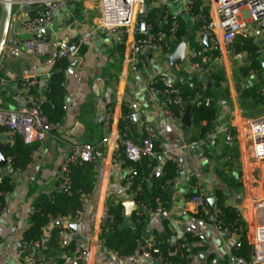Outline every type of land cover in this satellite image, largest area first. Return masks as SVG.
I'll return each instance as SVG.
<instances>
[{
  "label": "crops",
  "instance_id": "0c3cea01",
  "mask_svg": "<svg viewBox=\"0 0 264 264\" xmlns=\"http://www.w3.org/2000/svg\"><path fill=\"white\" fill-rule=\"evenodd\" d=\"M201 1L204 5L205 0ZM70 2L73 6L65 5L60 9L61 13H64L60 14V10L55 13L53 21L57 25L51 31V35L57 38L56 44L51 42L56 50L68 49L76 41L79 43L75 58L81 60L77 62L76 67L69 65L65 82V120L62 126L55 129V133L51 132L48 139L41 143L26 171L14 172L9 170L11 167L5 168L6 175L13 178L14 189L8 195L5 210L0 215V264H24L27 253L20 252L19 245L24 244L23 235L30 227L34 204L40 195L60 190L65 162L82 147L94 149L95 189L86 199L78 222L67 220L62 226L70 229L77 226L74 231L77 233V245L91 253L92 264H162L161 261L144 255L145 246L141 247L143 250L139 249L142 250L141 255L138 251L136 256L123 259L108 251L101 240L103 225L107 223V218H110L107 214L108 204H121L125 209V204L135 203L133 194L126 186V179L131 170L113 158V148L120 135L119 124L123 118V107L134 118L136 132L130 134L132 140L141 145L144 128H152L156 142L162 149L161 158L174 159L179 166V178L171 187V207L165 212H149L146 231L150 229L151 238L147 239L145 232V243H152L156 236L164 237L167 223L174 236L173 241L192 237V264H237L238 258L233 255V250L240 242L236 236L214 232L208 225L199 221L187 198L195 192L196 187H200L209 200L214 199L215 206L211 207L220 210L217 207L216 193L222 191L225 195L224 190L227 188L229 192H235L242 198V205L238 206L226 195L223 199L224 205L238 207L242 221L246 224L251 222L250 207L253 199L250 197L251 192L253 194L254 181L252 183L247 180L246 171L251 170L243 168L244 157L241 156L244 187L242 192L235 191L234 184L229 185L224 180L219 174V168L222 167L224 159L231 160L228 156L230 149L227 148L228 129L232 125L237 128L251 119H243L241 111L235 107L233 101L238 96L237 89L239 86L243 88V96L245 90L252 87L253 80L262 81L263 74L251 69L250 55L234 53L233 46L230 55L225 54L224 50H221L219 55L212 44L207 48L204 34L200 30L202 25L200 27L198 20L187 14L181 15L187 20L186 38L179 42L171 39L169 47L161 53L139 52L136 60L132 61L129 55L130 39L122 41L115 34L100 29L99 0ZM154 3L172 18L176 14L179 15L182 6L180 0H151L150 7H155ZM33 7L34 10L21 14H17L19 7L14 10L13 19L19 23V27L16 31L12 29L11 36H14L17 45L13 49L14 55H8L2 63L1 71V77L6 80V86L1 93L2 106L7 111L14 112L29 105V92L24 90L27 80L34 82L31 90L34 88L36 94L32 96L43 102L46 81L54 64L48 59L34 58L26 51L25 42L31 39V36L26 33L25 24L21 21L31 13H37L43 6ZM246 25L242 34L254 39L261 47L257 55L259 62L264 65V32L260 34L262 24L250 22ZM57 28L58 31H55ZM183 43L186 44L185 62L188 68L179 64L172 65L168 59ZM198 52L203 54V61L195 56ZM215 53L219 57L215 56ZM197 61H202L204 66L209 68L208 74L194 69ZM244 69H250L248 77L243 75ZM211 71L224 75L225 82L215 91L216 102H213L217 108V117L213 129L206 140L200 141L195 138L200 137L201 129L194 128L192 121L190 127H184L183 117L168 121L165 119L163 98L160 95H152L149 88L159 76H167L173 86L177 87L192 79L199 80L202 74L209 81ZM38 79L40 84L36 86ZM31 94L30 92V96ZM251 103V100H246L244 104ZM108 115H112L110 124L107 123ZM100 118L104 119L103 125L100 124ZM106 129L109 131L107 139L104 137ZM235 133V141L239 143L238 153L243 155L245 146L243 141L240 142L236 130ZM106 140L108 142L105 145ZM10 141L0 137L4 150ZM218 157L223 159L217 160ZM230 169L231 171L227 170L226 173L237 180L239 171L232 172V168ZM52 227L51 223L45 230L46 237Z\"/></svg>",
  "mask_w": 264,
  "mask_h": 264
},
{
  "label": "trees",
  "instance_id": "16d2710c",
  "mask_svg": "<svg viewBox=\"0 0 264 264\" xmlns=\"http://www.w3.org/2000/svg\"><path fill=\"white\" fill-rule=\"evenodd\" d=\"M151 2V1H149ZM148 2V13L145 17L147 23L151 24L154 29L160 23H164L165 30L168 31L171 27L172 19L165 18V10L158 8L154 3L150 7ZM201 0H196L192 15L199 22L201 27L202 21L197 18V13L202 5ZM166 19V20H165ZM166 21V22H165ZM179 32L175 38L178 42L187 37L186 19L179 17ZM171 39L167 40V45ZM260 46L254 39L245 34H239L233 44V50L236 54L246 53L252 57L251 69L263 74V79L254 87H249L243 93V104L246 100H251L255 104L264 103V65L259 62L257 52ZM216 54V53H215ZM216 54L215 56H217ZM70 62L68 59H57L54 61L51 72L46 81L45 97L42 102L41 110L47 122L52 126H62L66 115V88L67 72ZM250 69H244L243 75L248 77ZM209 82L212 87L208 88L205 84L200 83L197 79H192L188 82L179 84L177 91L183 101V108L180 109L177 105H172L171 110L175 118H179L180 113L185 114L186 108L191 107L192 126L201 129L199 138L195 140L204 141L211 133L217 117L216 106H210L211 101L216 100L215 91L222 87L225 82V77L221 73L212 72L209 77ZM159 87V86H158ZM31 95L36 94V90H31ZM227 92L225 91V94ZM202 95L203 103L197 106V96ZM216 102V101H215ZM129 111L123 107V118L119 124L120 134L123 140H130L131 133L136 132L134 123L130 120ZM203 124H205L203 126ZM137 144V143H135ZM41 143L25 144L18 137L12 145L5 147L4 154L6 158L11 159V168L14 172L26 171L33 161L34 154L39 150ZM121 160L123 164L128 166L133 171V185L129 188L133 194L136 208L131 213L129 218L126 217L123 205L108 204L107 214L111 219L110 224H104L102 228V244L104 247L117 255L119 258H132L136 256L140 247L145 246L153 258L160 257L164 264H192L189 254L186 253L181 246L184 244L182 240L176 239L173 241V234L169 231L167 223V231L164 237H155L156 246L147 247L145 243V232L148 226L149 212H165L171 207L172 203V185L179 178L178 163L172 159H162V149L160 145L154 142L153 153L151 156H144L139 162L133 163L125 159L124 148H121ZM73 155V154H72ZM71 155V156H72ZM226 155V151L225 154ZM70 156V157H71ZM69 157V158H70ZM218 157L217 160H222ZM63 177L68 181L69 190L62 189L63 179L60 182V190L48 194H42L38 197L34 204L33 213L30 215V227L23 235V242L28 246H33L34 243L40 245L37 251L38 263L53 262L54 264H63L64 258L70 256L77 249V241L73 240L63 245L59 238V233L62 230V224L74 218L80 210H83L86 199L94 192L96 173L94 163H82L78 158L73 162L67 163ZM159 172L160 176L152 180L154 173ZM219 174L230 185L234 184L235 191L242 192V174L239 172V177L235 180L234 176L226 173L225 169L219 168ZM129 176V175H128ZM152 182V191H148L147 183ZM236 181V182H235ZM171 183V184H170ZM14 189L13 178L5 175L3 184L0 185V215L5 210L7 197ZM218 198L217 207L222 210V222L225 228H238L245 226V223L240 219L239 214L232 207L224 205L222 191H217ZM192 195H189V199ZM53 225L50 234L46 237L45 230L49 225ZM60 223V224H58ZM187 243L192 245V237L187 236ZM173 241V243H172ZM240 245L234 246L233 255L236 258H242L246 261L251 260L252 247L248 244L247 238L243 237ZM171 246H175V251L171 252ZM192 247V246H191ZM157 249L158 253L154 250ZM194 253V249L191 250ZM28 255V253H27ZM74 264V263H73Z\"/></svg>",
  "mask_w": 264,
  "mask_h": 264
},
{
  "label": "built area",
  "instance_id": "2783aa9c",
  "mask_svg": "<svg viewBox=\"0 0 264 264\" xmlns=\"http://www.w3.org/2000/svg\"><path fill=\"white\" fill-rule=\"evenodd\" d=\"M21 1L27 6L42 5L44 9L38 18L25 24L26 33L29 34L35 33L37 30L51 24L55 13L72 0ZM99 1L101 12L100 29L110 34H115L122 41L130 39L129 55L132 58L131 60L135 61L139 52L161 53L167 49L169 47L167 45V40H174L179 32V22L177 20L181 15H192L196 0H180L182 2L180 13L179 15L176 14L173 18L169 16L168 12H165V18L169 17L172 19L171 27H169L168 31L165 30L164 23H160L158 27L154 29L151 24L146 22L145 17L148 13V2L151 0ZM21 13L24 12L20 7L17 14ZM197 18L202 21V28L200 30L204 35L208 36L213 49L217 51L219 55L221 54V50H224L225 54L230 55L234 40L239 34L244 32L245 24L253 22L261 25L264 23V0H205V4L202 5L200 11L197 13ZM143 24L145 25V29H143ZM15 45H17V41L14 39V36L9 37L6 42V57H8V55H14L13 49ZM25 48L27 53L32 57L37 59H48L52 63L57 59L70 60L76 56V51L69 52L67 49L56 50L51 42H37L33 38L25 42ZM195 56L202 61L204 60V56L201 52L196 53ZM6 57L0 60V137L2 140H11L7 146L12 145L18 137H20L25 144L43 143L48 139L51 132L59 127L52 126L47 122L41 110V100L32 95L30 96L31 87L34 85L32 80H27L24 85V90L29 92L28 106L14 112L7 111L2 106L1 93L6 86V80L1 77V71L3 68L2 63L6 60ZM202 61L195 62L194 69L203 74H208L209 68L205 67ZM149 91L152 95H160L163 98V115L167 121L171 119H182L183 113H180L179 118L173 116L171 106L177 105L182 109L183 101L178 91L173 89V84L167 76L157 77L149 88ZM202 103L203 97L202 95H198L197 106H201ZM133 119L131 115L130 120L132 122L134 121ZM111 120L112 115H108L107 123L110 124ZM235 130L238 133V138L241 143L243 141V135L246 137L250 146L252 162L256 164L263 163L264 114L248 119L237 128L232 125L227 131V141L232 142L236 140L237 136ZM241 133L242 137H240ZM155 140L156 135L153 129L148 126L144 128V136L141 145H137L130 140H123L120 134L113 148V158L115 161L123 163L120 151L121 148H124V155L127 161L133 163L139 162L144 156L152 155ZM107 142L108 140L105 141V145ZM1 144L2 143H0V145ZM76 158L82 163H94L96 168V157L93 148L82 147L77 149V151L67 159V163L73 162ZM6 159L8 167H11V159ZM173 161L178 163L174 159ZM66 167L67 164L63 167V175ZM254 170L255 174H253ZM254 170L250 172V174L246 172L247 180L253 183L257 178L260 184V191L257 198H255L251 192L250 198L253 199L250 207L252 217L250 223L247 222L246 224L243 221L245 226H240L235 229L225 228L221 220L223 215L222 210H216L211 207L205 191L200 187H196L193 196L188 199L199 221L208 225L212 231L235 235L238 241L243 237L247 238L248 244L252 247L251 260L246 261L245 259L238 258L236 259L237 264H264V170L258 167L254 168ZM5 175V168L0 167V185L3 184ZM133 175V171L131 170L126 179L127 188L133 185ZM62 179L64 181L62 189L68 191V181L63 176ZM234 209L241 219L240 209H238V207H234ZM82 212L83 210H80L74 218L69 220L77 223ZM59 238L65 245L70 241L76 240L77 233L67 226H62ZM182 241L184 244L181 248L185 249L191 259L192 252L191 247L187 243V238H184ZM156 245L157 243L153 241L150 244L148 243L147 247L152 248ZM23 246L26 249H32L34 252L33 255H26L24 264H54L53 262L38 263V258L36 259L37 251L41 250L38 243H34L31 247H28L24 243ZM141 249L143 250V248ZM154 252L158 253V250L155 249ZM144 255L153 258L151 253L146 249ZM153 259L162 262L160 257ZM77 261H80L82 264H92V255L90 252L82 250L79 245H77V249L73 253H70V256L64 258L63 264H73Z\"/></svg>",
  "mask_w": 264,
  "mask_h": 264
},
{
  "label": "water",
  "instance_id": "95a60500",
  "mask_svg": "<svg viewBox=\"0 0 264 264\" xmlns=\"http://www.w3.org/2000/svg\"><path fill=\"white\" fill-rule=\"evenodd\" d=\"M72 4H73L72 2L66 3L67 7L73 6ZM15 7H19V8L21 7L23 12H29V11L34 10L33 6H27L24 3H22L21 0L18 2L16 0H0V60H2L3 57H6V53H5L6 47H7L6 42H7V39L9 37H11L12 29L16 31L19 27V23L14 22V19H13ZM43 10L44 9L42 7L37 13L29 14L28 17L22 19L21 22L26 24V23L33 21L34 19L38 18L40 11L43 12ZM59 13L62 14L64 12L61 13V10H60ZM56 17L58 18L57 15H56ZM56 25H57V23L52 21L51 24L43 27L40 30H37L35 33H29L28 35H30L31 38H33L37 42L38 41L48 42V43L53 42L56 44L57 38L55 36L51 35V31H53V27H55ZM143 29H145L144 24H143ZM55 31H58V28ZM262 32H264V23L261 25V33L260 34H262ZM204 43L206 44L207 48H210V41H209V38L207 35H204ZM78 46H79V43H78V41H76L73 43V45L69 46L67 51L75 52L77 50ZM185 51H186V44L183 43L180 46H178L175 53L171 57L168 58L169 62L172 65L173 64H179V65H182L183 67L188 68L186 65L187 63L185 62ZM6 58H8V57H6ZM80 60H81L80 58L76 57V58L70 59L69 62H70L72 67H76L77 62H80ZM199 82L205 84L208 88H211V86H212V83L209 82L207 77L203 74L199 76ZM39 84H40V79L37 80L36 86H39ZM177 88L178 87L176 85L173 86L174 90H177ZM242 90H243V88L241 86H239L237 89L239 101L241 100V91ZM210 106L211 107L214 106L213 101L210 102ZM135 119H136V117H135ZM100 124L101 125L104 124L103 118H100ZM182 124L184 127H190L191 126V107L190 106H188L186 108V112H185L183 119H182ZM52 132L55 133L56 130H53ZM104 135H105L104 136L105 139H107L109 137L108 129L105 130ZM7 166H8V162H7V159H6L5 154H4V146L1 144L0 145V167L6 168ZM9 170H11V169H9ZM159 176H160L159 172L154 173L152 180L156 179ZM147 187H148V191L151 192L152 188H153L151 181L147 183ZM224 194L226 196H228L230 199H232L233 201H235V203L238 206L242 205V198L237 196V194L235 192H229V189L226 188L224 190ZM209 202L213 207L215 206L214 199H210ZM135 208H136L135 203L125 204V212H126L127 218H129L131 216V213L134 211ZM110 223H111V219L107 218V224H110ZM58 224H60V223H58ZM71 229L73 231H76L77 226H73V227H71ZM146 238L147 239L151 238L150 229H148V231H146ZM140 249H141V247H140ZM19 250H20V252H26V253L32 254V255L34 254V252L32 250L25 249L23 247V245H21V244L19 245ZM170 250H171V252H174L175 247L171 246ZM139 254L140 255L142 254V250H139ZM36 259H37V257H36ZM74 264H82V263L80 261H77Z\"/></svg>",
  "mask_w": 264,
  "mask_h": 264
},
{
  "label": "rangeland",
  "instance_id": "374dc122",
  "mask_svg": "<svg viewBox=\"0 0 264 264\" xmlns=\"http://www.w3.org/2000/svg\"><path fill=\"white\" fill-rule=\"evenodd\" d=\"M244 26H247V25L245 24ZM259 82L260 81H257V79L253 80L252 87L256 86ZM233 102L235 104V107L239 111H241V114H242L241 117L243 119L252 118V117L264 114V104H262V103L255 104L252 101L251 104L245 105V104H243V96L242 95H241L240 101H239V98L237 96L234 98ZM240 120H239V122H240ZM227 143L229 144V146L227 148L230 149V150H228L229 151L228 156L231 157V160L224 159L222 161L221 166L223 167V169H225V171L228 170L230 172L231 171L230 168H232V172L237 170V171L241 172V174H242L241 156L244 157V166H243L244 169L251 170L249 172H252L254 170V168H256V167L264 170V162L259 163V164L252 162L250 146L246 140V137H244V135H243V146H245V150H243V152H244L243 155L239 154L240 152L238 153L239 143H237L236 141H232V142L227 141ZM252 167H253V170H252ZM246 172L248 173V171H246ZM253 174H255V170L253 171ZM242 182H243V179H242ZM259 185H260L259 181L256 178L254 183H253V194H254L255 198H257L259 196V191H260ZM243 189H244V187H243Z\"/></svg>",
  "mask_w": 264,
  "mask_h": 264
}]
</instances>
